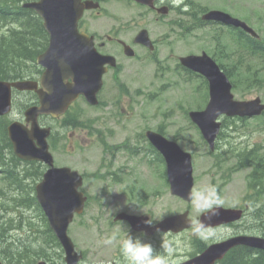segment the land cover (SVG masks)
Wrapping results in <instances>:
<instances>
[{"label": "rangeland", "instance_id": "rangeland-1", "mask_svg": "<svg viewBox=\"0 0 264 264\" xmlns=\"http://www.w3.org/2000/svg\"><path fill=\"white\" fill-rule=\"evenodd\" d=\"M107 2L103 4V8L105 10V15L101 18L99 16L91 17L92 12H88L84 17L82 22V28H85L89 32H105L110 27H115L118 23H125L130 18H136L133 27L134 30L145 27L149 30L151 37L158 38L161 42L159 43V52L157 53V57L160 60H163L168 65L169 69L167 72H164L163 75L156 74V63L149 61L147 57L138 60H125L123 62V71L124 73L120 76V79L124 82L126 89L136 97V103L129 109L131 112V117L133 119V128L134 132L133 137L138 138L141 134L142 130L145 128L150 129H158L163 128L165 135L174 139L180 144V146L191 152L192 154V163H193V175H194V192L197 189L207 190V200L215 199L218 195L221 204L225 206H235L238 204L243 205L242 196H245V187H246V177L249 169H241L232 173L229 177L228 181L220 185L224 179L218 178V175L222 173L224 168L229 165V162H226L219 169L213 168L214 158L209 155L206 145L202 144L201 138L197 130L193 127L187 115L185 114V110L187 109H199L204 107V101L201 100L202 92L205 90L204 85H201V79H196L193 76H190L184 73V78L177 75L174 71L177 56L185 55V54H200L202 50L208 52V50H217L219 47H223V53L230 49V43L228 40L223 38V44L219 41L218 44L211 41V37L208 33L204 31H193L192 34L184 35L183 37L176 36L171 34L166 37L165 41H161V38L167 34V29H162L163 25H156L153 22H149L152 16L149 12L142 7L135 5L134 3L124 4L122 1H115L114 3ZM195 2L200 6H206L208 9H218L222 11H226L231 15L245 21L254 29L257 28L256 31L263 33L264 35V0H195ZM204 4V5H203ZM248 4V7H246ZM145 12H148L145 16L143 15ZM141 14L140 16H138ZM168 16L166 20H169L173 17L174 13ZM144 16V17H143ZM217 30L219 28L214 27ZM222 32L231 39L232 34L227 29H223ZM2 34V33H0ZM38 43V42H37ZM170 47L173 48V51L169 50ZM208 49V50H207ZM221 50V49H220ZM142 55H146L145 50L141 51ZM140 53V55H141ZM175 56V59H174ZM23 57V54H22ZM6 59H11V56H8ZM229 63H236L234 61L233 56L227 57ZM225 60V61H224ZM224 57H220L219 63H228ZM238 61V60H236ZM19 66L17 69H9L8 71L19 73L26 72L28 68H24L22 60H19ZM245 65V64H243ZM257 67V66H256ZM30 69V68H29ZM237 68H234L232 72L233 75L237 74ZM251 74L249 76V72H246V69L239 65L240 75L237 74L235 77V82H237L236 87L238 92L232 90L236 98L239 99H247L255 96H260L262 101H264V87L256 86L253 74L255 68L250 70ZM166 82L169 85L163 86V83ZM198 83L201 85L200 95L196 90ZM110 76L106 78V87L102 93L103 100L108 99L111 95L117 94L116 88L110 87ZM253 86V87H249ZM140 90L139 95H136L135 91ZM151 92L154 97L151 101H145V95ZM20 105L26 101L27 97L25 95H21ZM16 102L18 100L16 98ZM78 111H83L84 119L93 120V118L97 116L107 115L108 109L103 111V114L99 112V109H92L87 107L82 101H79V104L76 106ZM105 113V114H104ZM224 116H221V120H223ZM224 126L227 128L228 133L232 135V139L227 137L228 141L224 139L226 145L224 148L231 143L232 149L239 150V146L242 145L243 148H246L245 153L249 154L252 158L263 161L262 151H264V118H250L245 122L239 121L235 119L231 121L230 119H224ZM233 123V124H231ZM57 129L61 128V126H56ZM94 130H104L105 132H109V130H114L115 134L113 138L110 139V142L117 143L124 136L123 132L117 128H113L112 126H103L100 121H96L93 125ZM128 128V126H127ZM144 129V130H145ZM60 132V130H58ZM64 131V130H63ZM75 138L80 140V144L83 149L76 148L72 151V144L74 140L72 139L73 131L72 129L66 131L67 140L63 138L61 140V149L59 151H55V159L56 163L59 165H70L80 172H82L86 177L83 183V190L91 196V203L88 207V212L85 214L84 218L87 221L86 215L92 213V207L94 201L97 199H102V197L98 194L101 189V195H107L108 192H116L118 185L113 184L109 180L101 182L96 180L93 174L97 173L100 168V162L102 156L105 154L104 151H101V147L96 140H90V136L87 133V129L81 128V130H76L74 132ZM128 135V133H127ZM97 136V134H96ZM95 136V137H96ZM74 138V139H75ZM97 138V137H96ZM87 144V145H86ZM139 145L142 147H146V143L143 139H139ZM247 147H246V146ZM261 145V150L259 153H256L251 149L252 146ZM121 156V157H120ZM120 157V158H119ZM117 161L112 164V169L114 167L119 166L122 162H127L123 155L117 156ZM109 161L110 159H106ZM140 155H137L132 162L129 164L132 169L131 172L133 174V180L136 182L135 184H141L142 186L137 189H144L139 198L143 201H147L148 204H151V208L153 212L154 218H158L160 211L164 212V207H167V213H179L185 210L187 205H190V214L193 217H196L200 214V212L194 211L193 203L184 201H178L175 198L171 197V195L166 194V190L160 188L156 185V181L154 182L151 178V170L147 167L144 162H140ZM258 161L254 160V165L256 166ZM263 177H264V167H263ZM139 179V181L137 180ZM220 185V187H217ZM1 186V181H0ZM219 188V189H217ZM245 193V194H244ZM160 194L164 197H167L168 202L165 204V200L160 198ZM22 195L18 193L14 197ZM155 195L158 196L157 200H153ZM134 196H137L135 194ZM206 200V198L204 197ZM130 200V199H129ZM129 200L120 199L119 195L116 193H112L110 199L107 200L109 203V210L112 211L113 207L120 206V201L122 205L131 204L134 202H129ZM125 204H124V203ZM10 203V201H9ZM16 202H11L10 206H13ZM9 209V208H8ZM6 209V211H8ZM24 209V208H22ZM150 209V210H151ZM31 211H35L36 208H30ZM3 210L0 208V219L3 216V221L7 219H13L16 222L17 219L23 218V215H15L12 213L1 214ZM26 221L23 223L21 229L22 231L26 230L27 233H30V223L33 222L34 226L36 225V218L33 215L35 213L28 214ZM79 218H75L73 223L70 225V236L77 247V250L84 252L85 261L82 264H102L98 262L97 258H93L94 256L100 258L103 256V250L106 248L109 251V246L111 244L105 245L101 243V239L103 235L100 231L95 230L93 226L89 223L86 227L81 226L79 223ZM30 222L29 224H27ZM262 226L259 224L251 222V215L245 216L244 220L239 223L235 228H221L216 230H207V231H199L198 237H201L206 242L211 240H216L219 237H223L231 232L232 229H241L243 232H247L250 234H262ZM23 232H19L17 230H7L8 239L4 237L2 241H0V251L4 249L6 251L5 255L14 256V252L17 249H21L25 246L26 250L23 249V252L33 253L32 259L37 257H47L50 254L54 255L56 253L55 248H48L47 245L41 244V241L36 240V235H34L33 239L31 236L26 237ZM194 231L187 230L177 235H169V242L174 246L171 252L170 257H176L178 259L181 256L186 255L193 251V248L198 247V243L191 241L197 235L193 234ZM19 240H24L22 243H19ZM12 242L13 245H10ZM201 243V242H200ZM41 245V246H40ZM40 246V250L38 249ZM44 252L40 254L41 251ZM199 250V248H198ZM14 261L18 262L17 258H13ZM59 259H52L53 264H59ZM15 263V262H13ZM19 264H24L22 262H18Z\"/></svg>", "mask_w": 264, "mask_h": 264}, {"label": "water", "instance_id": "water-1", "mask_svg": "<svg viewBox=\"0 0 264 264\" xmlns=\"http://www.w3.org/2000/svg\"><path fill=\"white\" fill-rule=\"evenodd\" d=\"M38 7L42 10L45 20L44 25L51 31V50L45 57H47L46 66L48 67V70L53 72L49 68L53 66V62L56 61V58H66V52L76 51V22L78 17L81 15L82 7L79 0H42ZM56 28L58 29L57 31ZM82 56L83 62H85L83 68L84 70L86 69L84 72H93V68H91V64H89L90 60L94 57L93 53L89 52L88 49ZM205 64V69H208L211 73L210 102L206 110L202 112H193L191 113V116L199 123L205 137L211 142L219 125L214 122L218 113H242L245 109H249L250 106L256 107V110H253V112H257L260 108L253 105L255 104L254 101H233L232 95L230 94V84L226 77L220 73L210 61ZM60 70L61 68L58 67V72ZM77 86L81 87L79 83ZM79 91H81V89L61 94L58 101L55 102V108H58V111L65 108L68 101ZM47 100L49 103L48 98ZM39 139L42 140L43 136L40 135ZM13 143L16 152L20 156L27 159H44L49 162V160L45 157V144L42 143V141L41 149L38 150L31 146L28 139L23 140L21 143L18 140L13 139ZM167 157L169 169L176 167L179 171L180 177L182 178L181 180L177 177L179 175H176L172 181V189L182 195H189V188L192 185L190 176V155L182 152L176 144H171V147L167 152ZM59 176L60 174L56 170H49L45 174L44 180L37 186V196L50 219L52 227L66 248V252L69 256V263L73 264L74 258L72 256V244H70L68 239L65 237V228L71 217V212L74 209V205L69 202L73 199L74 195L73 191L69 189L67 190L64 184L58 183L57 180ZM180 184H184V187L180 188ZM78 199H80V195ZM220 212L222 213L223 211ZM229 244L232 243L230 242ZM229 244L224 243L216 246L217 248L213 250L211 254H220V252L224 251ZM255 244L264 248V241H258Z\"/></svg>", "mask_w": 264, "mask_h": 264}, {"label": "clouds", "instance_id": "clouds-1", "mask_svg": "<svg viewBox=\"0 0 264 264\" xmlns=\"http://www.w3.org/2000/svg\"><path fill=\"white\" fill-rule=\"evenodd\" d=\"M103 190V189H101ZM101 190L99 195L106 202L110 199L112 193L119 194L116 192H108L107 195H101ZM207 195V190L197 189L193 192L189 198L194 201L196 209L201 213L203 219H211V217L219 215L221 200L217 195L215 199L205 200L204 197ZM125 207L129 209V215H140L131 204L120 205L113 207V214H117L124 211ZM203 221H201L202 223ZM141 223L145 228H152L158 231L156 221L152 218H144ZM125 235L120 241V251L126 264H169V256L171 255L172 249L167 247V254L162 252H157L151 242L146 241L144 237L147 235L144 230L141 233H137L133 230L132 226L129 224L124 229ZM194 235H199V232H194ZM115 237H105L102 243L108 245L112 244Z\"/></svg>", "mask_w": 264, "mask_h": 264}, {"label": "trees", "instance_id": "trees-1", "mask_svg": "<svg viewBox=\"0 0 264 264\" xmlns=\"http://www.w3.org/2000/svg\"><path fill=\"white\" fill-rule=\"evenodd\" d=\"M33 25L38 26V22L34 23ZM27 27L30 29L32 28V24H29ZM26 29V24L24 27ZM27 28V29H29ZM33 35L28 34L27 32H20L13 36L14 41L9 43L7 38L4 36H0V74L1 76L7 77L10 76L8 71L9 69H17L19 66V62L17 60L24 59L22 54L31 58L36 53L37 48L34 46L35 43ZM28 53V54H27ZM8 56H11V59H6ZM15 76V75H14ZM4 141V135H3ZM7 145V144H6ZM7 147L10 149V145L8 143ZM12 159V157H11ZM11 161V160H10ZM38 172L36 166L32 165L28 170H25V176L30 175L34 176ZM260 176V175H259ZM258 175L254 176L253 184H255L260 179ZM15 179L13 173L11 174V179ZM27 199H33L34 197L31 194L26 196ZM258 222L263 225L264 223V215L259 217ZM39 250V249H36ZM218 264H264V252L258 251L254 252L250 248L244 247L237 248L231 251L225 259L220 261Z\"/></svg>", "mask_w": 264, "mask_h": 264}, {"label": "bare ground", "instance_id": "bare-ground-1", "mask_svg": "<svg viewBox=\"0 0 264 264\" xmlns=\"http://www.w3.org/2000/svg\"><path fill=\"white\" fill-rule=\"evenodd\" d=\"M260 224V223H259ZM262 225V224H261Z\"/></svg>", "mask_w": 264, "mask_h": 264}]
</instances>
